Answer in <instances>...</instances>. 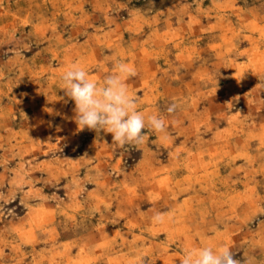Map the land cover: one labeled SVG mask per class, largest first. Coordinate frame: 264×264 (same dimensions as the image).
Listing matches in <instances>:
<instances>
[{
    "label": "rangeland",
    "instance_id": "rangeland-1",
    "mask_svg": "<svg viewBox=\"0 0 264 264\" xmlns=\"http://www.w3.org/2000/svg\"><path fill=\"white\" fill-rule=\"evenodd\" d=\"M117 61L165 120L140 145L79 131L61 89L73 63L102 86ZM219 246L264 264V0H0V264Z\"/></svg>",
    "mask_w": 264,
    "mask_h": 264
},
{
    "label": "clouds",
    "instance_id": "clouds-1",
    "mask_svg": "<svg viewBox=\"0 0 264 264\" xmlns=\"http://www.w3.org/2000/svg\"><path fill=\"white\" fill-rule=\"evenodd\" d=\"M137 74L135 66L117 61L114 71L104 77L102 86H98L89 79L83 67L73 63L60 79L65 96L74 101L73 119L78 130H103L112 134L113 142L122 147L144 143L145 128L165 133V120L138 111L137 100L129 95L125 81ZM176 108L177 104L172 103L167 111L172 114ZM153 219L160 223L164 217L157 213ZM254 260V257H245L244 264H254ZM180 264H241V261L234 259L231 249L219 246L216 250L204 247L198 252L188 251Z\"/></svg>",
    "mask_w": 264,
    "mask_h": 264
}]
</instances>
